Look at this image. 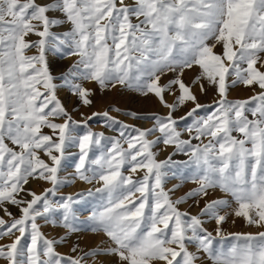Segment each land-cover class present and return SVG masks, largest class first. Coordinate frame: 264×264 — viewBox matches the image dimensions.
Segmentation results:
<instances>
[{"label":"snow or ice","instance_id":"6c2138e0","mask_svg":"<svg viewBox=\"0 0 264 264\" xmlns=\"http://www.w3.org/2000/svg\"><path fill=\"white\" fill-rule=\"evenodd\" d=\"M0 264H264V0H0Z\"/></svg>","mask_w":264,"mask_h":264},{"label":"rangeland","instance_id":"374dc122","mask_svg":"<svg viewBox=\"0 0 264 264\" xmlns=\"http://www.w3.org/2000/svg\"><path fill=\"white\" fill-rule=\"evenodd\" d=\"M234 95H242V93H234ZM113 99H116L117 102L120 103L121 105H124V104L127 103V97H115L114 96ZM104 104H105V102H100V103H98V107L103 108ZM136 106L145 107V108H151L152 107L151 104H146V105L145 104H140V105H136ZM33 187H36L37 190H39V186L33 185ZM85 187H87V186L83 185V184H80V183H77L76 185L68 187L65 191L74 192V191H79V190H81V189H83ZM227 227H228V230H230V231H237V232L255 231L254 228H248L246 225L243 224V222H240V221H238L234 225L229 224ZM49 234L50 235H55V233L51 232V231H50ZM86 239L90 241L91 237L89 236ZM63 250H66V249H63Z\"/></svg>","mask_w":264,"mask_h":264}]
</instances>
